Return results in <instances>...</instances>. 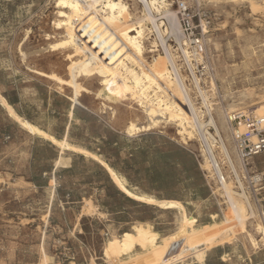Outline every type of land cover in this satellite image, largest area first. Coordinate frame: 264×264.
<instances>
[{"label": "rangeland", "instance_id": "obj_1", "mask_svg": "<svg viewBox=\"0 0 264 264\" xmlns=\"http://www.w3.org/2000/svg\"><path fill=\"white\" fill-rule=\"evenodd\" d=\"M186 2L207 30L198 73L247 188L246 228L233 231L196 140L165 121L132 136L126 107L100 109L91 72L60 51L55 0H0V264H264L250 214L264 226V153L246 166L229 121L264 102V0Z\"/></svg>", "mask_w": 264, "mask_h": 264}, {"label": "bare ground", "instance_id": "obj_2", "mask_svg": "<svg viewBox=\"0 0 264 264\" xmlns=\"http://www.w3.org/2000/svg\"><path fill=\"white\" fill-rule=\"evenodd\" d=\"M248 1L256 10V0ZM172 6L173 0H55L53 25L63 40L60 51L73 53L82 61L78 68L91 72L100 109H111L115 117L117 108L108 102L113 98L126 107L130 117L125 130L129 135L165 121L199 143L205 168L213 171L216 187L235 215L232 224L237 233L238 228H246L250 198L204 85L206 80L198 73L199 61L205 57H196L181 37ZM102 82L113 88H99ZM210 86L216 89L214 79ZM252 105L258 106L259 115L264 114V102ZM135 106L143 122L132 119ZM29 128L34 132L30 124ZM37 133L54 138L41 129ZM250 214L255 218L252 227L264 239L258 215L254 209ZM247 237L254 246L258 244L252 230L248 229Z\"/></svg>", "mask_w": 264, "mask_h": 264}, {"label": "built area", "instance_id": "obj_3", "mask_svg": "<svg viewBox=\"0 0 264 264\" xmlns=\"http://www.w3.org/2000/svg\"><path fill=\"white\" fill-rule=\"evenodd\" d=\"M103 1V0H102ZM175 14L181 37L185 39L196 57L206 54L208 44L204 27L196 23L186 0H176ZM231 134L240 160L247 166L250 159L264 153V114L256 110H237L229 115ZM253 182H261L260 174L251 176Z\"/></svg>", "mask_w": 264, "mask_h": 264}]
</instances>
